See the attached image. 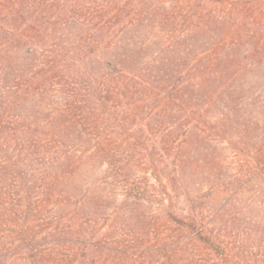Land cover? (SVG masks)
I'll return each instance as SVG.
<instances>
[{
  "label": "trees",
  "instance_id": "obj_1",
  "mask_svg": "<svg viewBox=\"0 0 264 264\" xmlns=\"http://www.w3.org/2000/svg\"><path fill=\"white\" fill-rule=\"evenodd\" d=\"M184 1L0 0V264H264L213 188L178 193L214 136L264 179V0Z\"/></svg>",
  "mask_w": 264,
  "mask_h": 264
},
{
  "label": "rangeland",
  "instance_id": "obj_2",
  "mask_svg": "<svg viewBox=\"0 0 264 264\" xmlns=\"http://www.w3.org/2000/svg\"><path fill=\"white\" fill-rule=\"evenodd\" d=\"M158 2H164L166 7L180 6L184 7V0H140V5H157ZM161 4V3H160ZM216 13H220L216 10ZM152 20V18H150ZM155 21L145 22L143 29L148 34L149 57L157 54L159 60L164 62L160 65L150 66L148 70H169V62L176 57H172V48L169 47V36L167 29L162 26L155 28ZM211 46H217L218 39ZM186 46V47H185ZM185 54L192 48L190 43L181 46ZM195 139L193 138V141ZM236 140H225V136H214L208 140V143L202 147L193 148L190 151L189 167L183 177V181L178 193H190L193 196L208 195L210 188H213L215 197L213 200H204L206 206L211 207L212 211H218L225 208L222 220L229 221L232 234L238 235L240 240L256 239L253 241L256 247H264V179L256 174V164L252 156H247L235 151L230 143ZM192 145V143H190ZM189 145V146H190ZM189 155V154H188ZM158 160V159H156ZM195 167H197L195 169ZM241 171V172H240ZM240 173V174H239ZM141 175V172L137 173ZM147 176L151 184L157 188H163L168 182L161 180L162 184L156 180L158 174L149 171ZM155 177V178H154ZM246 177L249 181L244 183L242 180ZM164 179V178H163ZM159 180V179H158ZM244 183V184H242ZM248 183V184H247ZM218 192V193H217ZM213 194V195H214ZM212 196V195H211ZM183 199L178 200L183 206ZM200 204V203H199ZM227 206V207H226ZM158 205L154 206L153 212L161 213Z\"/></svg>",
  "mask_w": 264,
  "mask_h": 264
}]
</instances>
